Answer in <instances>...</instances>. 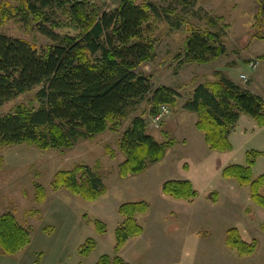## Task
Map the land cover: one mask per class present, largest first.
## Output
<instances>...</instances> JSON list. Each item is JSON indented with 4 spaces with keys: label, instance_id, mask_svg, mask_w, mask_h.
<instances>
[{
    "label": "rangeland",
    "instance_id": "1",
    "mask_svg": "<svg viewBox=\"0 0 264 264\" xmlns=\"http://www.w3.org/2000/svg\"><path fill=\"white\" fill-rule=\"evenodd\" d=\"M20 0H0L18 6ZM90 11L110 12L120 0H87ZM152 4L157 15L152 20L155 59L138 72L151 79L153 91L167 87L177 93L171 114L158 127L150 116V105L142 103L117 133L107 132L94 140H80L71 150L42 152L26 145L3 147L0 157V216L11 213L31 232L32 243L14 257L0 255V264H96L104 255L115 256V231L124 221L119 208L146 203L149 211L137 216L143 235L131 239L120 252L130 264H264V210L250 197L248 188L235 180H225L223 172L234 165L247 166V154L260 152L253 168L254 178L264 175V127L242 115L230 136L232 150H210L196 128L198 117L184 105L195 88L215 82L217 74L264 100V30L256 27L258 0H137ZM48 13V12H47ZM49 15V13H48ZM56 22L67 27L55 30L60 36H77L79 31L62 11ZM11 19L0 32L23 39L45 51L51 42L41 35L38 22L24 27ZM210 20L213 24H209ZM51 23H46L52 29ZM195 31H211L222 36L226 52L206 64H184L187 38ZM258 61L256 71L247 65ZM241 75L247 81L240 80ZM38 89L0 107V117L25 105L37 109ZM33 104V105H32ZM144 117L148 134L159 143L175 141L164 160L143 174L126 179L120 176L125 161L120 151L122 137L136 117ZM109 151L113 154H109ZM76 165L89 166L105 182L108 192L97 202H86L67 191L55 193L50 184L59 171ZM168 181H189L198 197L193 202L176 201L163 194ZM35 184L46 189L44 204L36 202ZM106 226L104 235L95 221ZM236 229L245 242L257 240L253 256H241L226 246L227 232ZM88 239L97 243L88 258L79 249ZM42 259L39 260V257Z\"/></svg>",
    "mask_w": 264,
    "mask_h": 264
},
{
    "label": "trees",
    "instance_id": "2",
    "mask_svg": "<svg viewBox=\"0 0 264 264\" xmlns=\"http://www.w3.org/2000/svg\"><path fill=\"white\" fill-rule=\"evenodd\" d=\"M258 1L256 27L263 31L264 0ZM89 5L87 0H20L18 6L0 4V27L11 19H18L24 27L39 21V33L51 42L41 51L26 40L0 32V107L39 88L35 96L37 109L20 105L14 113L0 117L1 146L26 145L42 152L71 150L80 140L119 132L145 101L150 105V116L163 105H175L178 96L174 90L159 87L153 91L151 79L138 72L143 64L155 59L152 20L157 15L156 7L138 4L137 0H120L118 9L100 13L90 11ZM59 11L79 31L77 36L55 33L67 27L56 22ZM49 22L52 29L46 27ZM225 52L221 35L195 31L187 38L181 64H206ZM217 77L215 82L195 88L184 109L197 115L196 128L209 149L225 153L232 150L230 136L242 115L264 127V100L222 73ZM147 129L146 120L140 116L125 131L120 144L126 158L120 166L121 178L143 174L176 146L175 141L157 142ZM259 156L260 152L248 153L247 166H230L224 170L223 178L248 188L252 201L264 210V175L255 179L253 174ZM3 162L0 157V169ZM34 186L36 202L44 204L46 189L39 184ZM50 187L55 193L67 191L86 202H97L108 192L103 179L86 165L57 172ZM162 191L176 201L193 202L198 197L189 181H168ZM148 211L146 203L119 208L124 221L115 231V256L104 255L96 264H130L119 254L129 240L143 235L137 216ZM95 226L100 235L105 234L106 226L101 221H95ZM31 243V232L13 214L0 216V255L13 257ZM225 243L241 256H253L258 247L257 240L243 241L236 229L227 232ZM96 248L97 243L88 239L79 252L88 258Z\"/></svg>",
    "mask_w": 264,
    "mask_h": 264
},
{
    "label": "built area",
    "instance_id": "3",
    "mask_svg": "<svg viewBox=\"0 0 264 264\" xmlns=\"http://www.w3.org/2000/svg\"><path fill=\"white\" fill-rule=\"evenodd\" d=\"M259 62L258 61H251L248 63L247 65V69L249 72H253L256 71L258 68ZM240 80L242 81H247V76L246 75H241L240 76ZM171 114V109L168 105H163L159 108V110L157 111V113L153 116V123L156 127H158L160 125V123L163 121L164 118L169 117Z\"/></svg>",
    "mask_w": 264,
    "mask_h": 264
},
{
    "label": "crops",
    "instance_id": "4",
    "mask_svg": "<svg viewBox=\"0 0 264 264\" xmlns=\"http://www.w3.org/2000/svg\"><path fill=\"white\" fill-rule=\"evenodd\" d=\"M14 257V256H13ZM42 259V256L39 258V260H41Z\"/></svg>",
    "mask_w": 264,
    "mask_h": 264
}]
</instances>
